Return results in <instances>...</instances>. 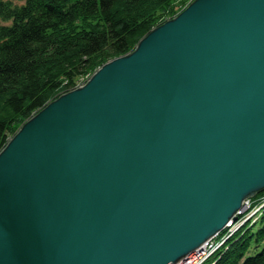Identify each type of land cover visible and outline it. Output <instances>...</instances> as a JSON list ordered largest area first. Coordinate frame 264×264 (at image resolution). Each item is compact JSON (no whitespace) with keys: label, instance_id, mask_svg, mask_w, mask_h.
Instances as JSON below:
<instances>
[{"label":"water","instance_id":"1","mask_svg":"<svg viewBox=\"0 0 264 264\" xmlns=\"http://www.w3.org/2000/svg\"><path fill=\"white\" fill-rule=\"evenodd\" d=\"M264 190V0H193L0 150V264H176Z\"/></svg>","mask_w":264,"mask_h":264},{"label":"trees","instance_id":"2","mask_svg":"<svg viewBox=\"0 0 264 264\" xmlns=\"http://www.w3.org/2000/svg\"><path fill=\"white\" fill-rule=\"evenodd\" d=\"M189 0H0V150L20 124L131 52ZM163 22V21H162ZM251 207L264 203V190ZM204 264H264V205Z\"/></svg>","mask_w":264,"mask_h":264},{"label":"built area","instance_id":"3","mask_svg":"<svg viewBox=\"0 0 264 264\" xmlns=\"http://www.w3.org/2000/svg\"><path fill=\"white\" fill-rule=\"evenodd\" d=\"M247 202V204L244 207V204ZM242 208L240 210H238V215L241 214L244 210H246L247 208H249V210L247 212L244 213L243 217H245V221L256 216V214L258 213V211L262 208L263 204H260L256 207H251V201L250 198L247 199L244 202ZM237 216V214L235 215ZM238 218V217H237ZM244 221V222H245ZM233 221H228L227 224L225 225V227H227L228 225H231ZM242 224V223H241ZM237 222H234L231 227L232 230L234 231L235 229H237L239 227V225ZM232 231V232H233ZM218 233H216L212 238L208 239L205 243H203V245L197 249V251L195 253H193L188 259L185 260L184 264H202L204 261H206L209 256L215 251V249L221 245L223 243V240L214 244V241H216V235ZM214 238V239H213ZM216 238V239H215Z\"/></svg>","mask_w":264,"mask_h":264},{"label":"rangeland","instance_id":"4","mask_svg":"<svg viewBox=\"0 0 264 264\" xmlns=\"http://www.w3.org/2000/svg\"><path fill=\"white\" fill-rule=\"evenodd\" d=\"M11 1H12L13 3L21 4V3H23L24 0H11ZM192 1H193V0H189V2L185 5V7H184L182 10H184V9H185V8H186V7L192 2ZM182 10H180V11H182ZM180 11H179V12H180ZM179 12H177L174 16H176ZM174 16H173V17H174ZM173 17H171V18H173ZM168 19H170V18H166L165 20H162V21L164 22V21H166V20H168ZM162 21L159 22L158 25L161 24ZM9 23H10V20L5 21V20L0 19V25L9 24ZM87 80H88V79H87ZM82 83H85V81L82 82ZM80 85H82V84H80ZM62 93H63V91L58 92V94L54 97V99L57 98V97H58L59 95H61ZM41 109H42V108H41ZM41 109H40V110H41ZM40 110H38V111H40ZM38 111H37V112H38ZM37 112H36V113H37ZM36 113H35V114H36ZM35 114H33V115H35ZM33 115H32V116H33ZM26 120H28V119H26ZM26 120H24V121L20 124V126L18 127V129L21 128V126L25 123ZM18 129H17V130H18ZM17 130H16V132H17ZM14 134H15V133H14ZM14 134H13V135H14ZM13 135H12V136H13ZM12 136H11V137H12ZM11 137H10V138H11ZM10 138L8 139V141L10 140ZM8 141H7V142H8ZM7 142L5 143V145L7 144ZM5 145H4V146H5ZM4 146H3V147H4ZM2 149H3V148H2ZM261 192H262V191H261ZM257 194H259V193H257ZM257 194H256V195H257ZM253 197H254V196H253ZM253 197H251L250 199H252ZM243 204H244V203H243ZM248 210H249V208H247V209L244 210L241 214H239V215L237 216L238 218H236V219L233 221V223H234V222H237L238 224L244 223V221H245V220H244L245 217H243V215H244V213L247 212ZM237 212H238V211H237ZM237 212L235 213V215L238 214ZM232 231H233V230H232L231 225H228L227 227L224 226L221 230H219V231L217 232V233H218V234L216 235V236H217V237H216L217 239L215 238L217 242L214 241V244H216V243H218V242H220V241H222V240L224 241V239H225L226 237H229V235L232 233ZM212 237H213V236H212ZM212 237H211V238H212ZM213 239H214V238H213ZM202 245H203V244H202ZM197 249H198V248H197ZM197 249L194 251V253L197 251ZM190 256H191V255H190ZM184 262H185V259L183 258V259L179 260L178 262H176V264H184ZM204 263H205V261H204L202 264H204Z\"/></svg>","mask_w":264,"mask_h":264},{"label":"bare ground","instance_id":"5","mask_svg":"<svg viewBox=\"0 0 264 264\" xmlns=\"http://www.w3.org/2000/svg\"><path fill=\"white\" fill-rule=\"evenodd\" d=\"M246 204H247V202L244 204V207H245ZM237 216H238V214H237ZM237 216H236V218H237ZM232 224H233V222L231 223V225H232ZM188 258H189V257H188ZM188 258H187V259H188Z\"/></svg>","mask_w":264,"mask_h":264}]
</instances>
